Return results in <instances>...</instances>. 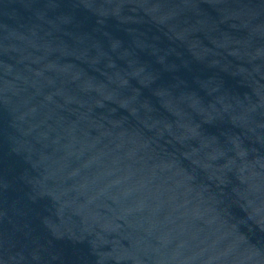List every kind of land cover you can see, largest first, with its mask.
I'll list each match as a JSON object with an SVG mask.
<instances>
[{"label":"water","instance_id":"obj_1","mask_svg":"<svg viewBox=\"0 0 264 264\" xmlns=\"http://www.w3.org/2000/svg\"><path fill=\"white\" fill-rule=\"evenodd\" d=\"M0 264H264V0H0Z\"/></svg>","mask_w":264,"mask_h":264}]
</instances>
